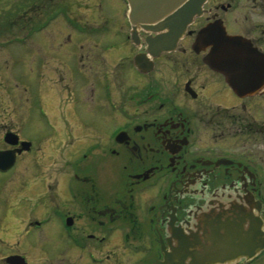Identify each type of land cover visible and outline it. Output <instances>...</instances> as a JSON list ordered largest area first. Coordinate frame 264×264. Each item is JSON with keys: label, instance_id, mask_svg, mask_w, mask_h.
<instances>
[{"label": "flooded vegetation", "instance_id": "1", "mask_svg": "<svg viewBox=\"0 0 264 264\" xmlns=\"http://www.w3.org/2000/svg\"><path fill=\"white\" fill-rule=\"evenodd\" d=\"M130 12L128 0H0V264H155L189 231L196 264H264L251 241L264 244V0H204L172 52ZM210 25L259 58L239 61L240 92L203 62L210 47L193 49ZM23 38L46 88L22 82ZM37 101L48 129L29 139ZM91 103L101 127L82 120ZM103 167L122 196L102 199ZM229 219L248 245L200 253Z\"/></svg>", "mask_w": 264, "mask_h": 264}, {"label": "water", "instance_id": "2", "mask_svg": "<svg viewBox=\"0 0 264 264\" xmlns=\"http://www.w3.org/2000/svg\"><path fill=\"white\" fill-rule=\"evenodd\" d=\"M131 8L129 21L134 27H140L146 31L154 33H164L161 37L163 44L161 49L171 51L174 49L176 42L183 35L187 26L192 19L201 13V6L204 0H128ZM175 13V18L169 15ZM160 40V39H159ZM156 40L148 41L150 54L152 47L156 46ZM210 47L209 53L203 61L213 71L220 73L235 92H240L242 88L243 71L248 70L246 64H240L239 61H257L258 56L245 44L239 37H231L225 33L223 27L210 25L203 28L197 35L193 49L197 51L206 50ZM258 67H255L257 69ZM250 74V72H249ZM246 76V74H244ZM253 76V74H250ZM217 226V223H213ZM223 230V239H211L208 242L212 244L213 249L200 251L237 253L243 247L248 245L247 238H240L237 223L234 220H227L225 224L218 225ZM190 233V231H189ZM173 233L171 239L167 241L169 249L164 252L162 261L155 264H196L199 258L192 257L193 241L196 236L191 234ZM207 241V240H206ZM255 247L263 248V242L257 239L251 240ZM219 246V248L216 247ZM197 246L200 244L197 241ZM211 246V245H210ZM221 247V248H220Z\"/></svg>", "mask_w": 264, "mask_h": 264}, {"label": "rangeland", "instance_id": "3", "mask_svg": "<svg viewBox=\"0 0 264 264\" xmlns=\"http://www.w3.org/2000/svg\"><path fill=\"white\" fill-rule=\"evenodd\" d=\"M10 2H13V0H10ZM5 6L7 5L5 4ZM7 11L8 9H6V12ZM91 37H92V34H89V39H88L89 41H86V44H92L91 41H93L94 39H98V37H92V40L90 41ZM24 39L25 38H23L21 45H20V64H19V71H20V77L22 78V82L25 81L29 83L31 86L34 85L38 87L39 85H41L42 87L46 88V82L48 78L43 69L45 67L39 66L41 64L39 63L38 59L36 61V64H33L31 62L32 59L30 61V58H29L30 54L28 52V46L30 44L32 45V42L28 40L27 38H26V41L23 42ZM23 45H25L26 47H23ZM39 70H41L42 74H39ZM52 82L53 81H49L50 83L49 85H51ZM38 105H39V102L37 101L35 104H33V108L31 109V114H35L37 117L34 118L32 123H29V120H27L26 123L23 124L22 131L24 135L30 134L31 138L29 137V139L33 138L34 132L38 133L40 136H44L43 134L44 131L46 132L48 129V127L46 128L44 120H40L39 122V118H42V117L39 111L40 105L39 106ZM75 107H79V105L75 104ZM87 109H88V113L86 114L84 113L83 119H82L84 120V123L86 126L91 125V126L101 127L102 125H104V123H102L99 119H97V116H98L96 113L97 107L94 106L93 103L88 105ZM70 113L71 112L69 111L68 124L74 125V123L72 122L74 119L70 116ZM54 123L55 122L53 121L51 125H54ZM32 130L34 132H32ZM82 136L85 137L86 134L84 133L82 134ZM107 167H103L98 174V178L101 179L102 191L100 195L103 200H110V199H113L114 197L122 196L123 194V184L118 182V177L116 175L114 176ZM97 183L99 184V181H97ZM1 205L2 203L0 202V220L3 217V212H4V209L1 207ZM137 215L143 216L144 212L140 209H137Z\"/></svg>", "mask_w": 264, "mask_h": 264}]
</instances>
